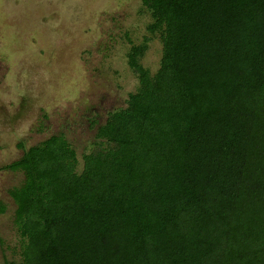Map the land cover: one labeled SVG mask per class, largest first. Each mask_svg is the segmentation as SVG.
<instances>
[{"label":"trees","instance_id":"trees-1","mask_svg":"<svg viewBox=\"0 0 264 264\" xmlns=\"http://www.w3.org/2000/svg\"><path fill=\"white\" fill-rule=\"evenodd\" d=\"M158 67L94 131L0 169L22 242L3 264H264V0H141Z\"/></svg>","mask_w":264,"mask_h":264},{"label":"rangeland","instance_id":"rangeland-1","mask_svg":"<svg viewBox=\"0 0 264 264\" xmlns=\"http://www.w3.org/2000/svg\"><path fill=\"white\" fill-rule=\"evenodd\" d=\"M149 22L141 0H0V168L21 148L61 135L79 171L95 128L137 87L129 47L142 49L139 63L150 74L158 67ZM22 178L0 169V264L20 261L7 191Z\"/></svg>","mask_w":264,"mask_h":264}]
</instances>
